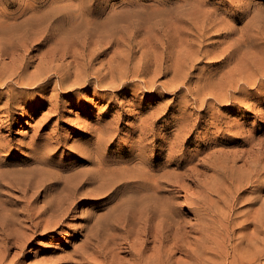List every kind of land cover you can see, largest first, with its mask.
I'll use <instances>...</instances> for the list:
<instances>
[{
  "label": "bare ground",
  "instance_id": "obj_1",
  "mask_svg": "<svg viewBox=\"0 0 264 264\" xmlns=\"http://www.w3.org/2000/svg\"><path fill=\"white\" fill-rule=\"evenodd\" d=\"M209 1L196 0L189 7L180 6L178 3L171 5L173 2L170 0H161L157 2L158 5L155 2V10L149 7L151 12L145 14V16L152 15L151 18L146 19V23L140 21L142 20L141 14L146 12V8L141 6L133 10L130 8L133 11L132 16L140 19L136 25L149 33L146 42L142 44V47H148L147 53L144 55V60L145 52H141L132 69L120 63L116 67L118 70H114L115 63L112 59L116 56L123 57L124 60L116 62H128L131 49L129 43L128 51L117 49L122 47L115 37L118 33L119 25L117 24L122 25L123 20H117L109 15L103 16L107 7L106 3L100 1L88 3L83 0L55 1V3L51 0H0V7H16L12 12H0V264H18L15 259L24 252L25 247L32 240L43 237L47 233H58L57 231L64 226L67 217L76 211L75 201L79 199L76 185L72 187L68 183V186L64 184L60 188L57 187L60 183L56 177L45 178V174L48 173L45 166L48 162L43 160L44 150L33 151L35 146L27 145L30 150L26 151L27 153L24 152L27 156L24 162H21V153L14 155L16 149H14L15 140L12 128L17 123V119L30 110L37 113L46 104L41 98L34 104L20 103V101L36 95H44L49 87H52V94L53 92L58 93L57 90L76 93L79 90L87 91L91 87V89L100 90L98 86L124 92L129 81L136 80L143 84L138 90L143 87L145 90L141 91L136 107H142L146 99L153 97L144 94L146 91L154 93L157 88L171 91L172 100L169 104L160 106L162 107L160 111L149 112L140 119L138 134L137 137L135 136L137 139L129 144L131 154L124 162L115 159L106 166L105 163L103 164L106 160L103 159L106 156L105 153L104 157L101 155L103 158L98 159L100 166L115 175L114 181L118 183V192H131L128 193L129 195H124L125 206L122 205L123 208L120 206L121 208L119 207L116 213L109 212V216L106 212V222L105 224L100 222L102 224L100 228L97 220V223H93L94 225L90 228L87 224L89 229L86 228L85 235H82L84 237L82 243L75 246L77 248H74L71 254H67L65 257L67 260L62 257H46L40 260V264H187V262L180 263L175 258L176 252L181 251L177 241L181 229L174 215L177 203L170 194L173 190H175L174 194L179 192L176 189L180 187L179 182L175 181L177 185L174 180L175 185L169 182L173 174L171 169L164 171L162 175L153 174V169L168 167L165 163L173 161L177 169H183L180 172V181L195 184L200 189L195 198L197 211H200L201 207L208 208L206 205L210 194L216 197L215 206L223 205L222 209H217V213L221 219L223 237L219 249L225 252L216 251L210 256H205L204 250L198 249L188 254L189 259L196 263L188 264L264 263V199H262L261 206L254 212V216L245 214L243 219L237 221L232 212L235 203L240 199V194L248 190L251 194L244 199L251 201V205L263 197L261 193L264 190V131L260 138H254L255 136L249 134L246 136L242 128L243 122L232 124L230 121L231 115L241 112L244 108L253 111L256 119L264 122V38L254 37V39L244 34L242 29H234L232 26V22L245 14L246 8L249 7L247 4L236 0H229V2L216 0L212 4ZM208 5L212 6L211 9H208ZM221 6L230 8V11L221 13ZM126 24L127 28L134 23L130 19ZM233 34L235 35L231 37ZM163 42L169 47L179 48L176 54L172 53L173 60H170V64L166 66H164L167 61L164 53L168 47H161L162 50L157 52L158 46L156 45ZM213 44H216L214 50H208L207 47ZM106 49L114 50L109 62L100 67H94L96 61L98 62L101 56L106 55ZM201 58L215 60L217 63L215 69L213 68L206 74L204 65L201 72L195 65L196 62H203ZM194 70H197L200 76L196 77L195 74V78ZM118 71L119 74H117ZM170 73L171 79L157 83L158 77L167 76ZM193 78L195 82L191 83ZM177 98L181 100L174 104ZM250 100H259V102L256 105L249 103ZM50 104L54 108L50 107L52 111L58 109L56 102L52 101ZM216 107L217 110L211 113L210 110ZM189 108L192 112L188 111ZM51 110L47 114L44 113L41 122L32 126L35 130L47 126L45 121L52 113ZM169 110L178 111L180 118L175 119L172 125L176 126L173 133L171 132L175 136L174 139L170 138L171 140L164 142L165 139L160 137L161 133L152 130V125L162 116L165 117ZM209 111L211 114L206 115ZM230 122L232 125L229 124ZM201 125L206 127H201L197 131ZM224 126L227 131L224 130ZM262 127H260L261 130ZM105 130L108 131L104 128V134ZM221 130L232 136L229 138L225 135L226 139L218 141L214 135L221 134ZM98 131L100 132V129ZM42 134L41 131H35L31 135L32 139H29L33 141ZM148 136L153 138L149 141ZM192 136L199 138L197 145L193 144L194 147L190 151L182 149V146L187 144ZM110 138L112 135L107 142ZM103 140L106 141V138ZM230 141H233L232 148L236 144H240V147L241 145L248 147H243L245 149L241 151L229 150L230 148L226 147L222 149L223 145L220 148L221 144L228 146ZM101 144L99 148L102 147ZM166 144L168 151L161 155L166 161L165 166L162 165L163 163L156 166L147 159L145 162L144 152L146 151L144 150L155 151ZM218 145L220 149H214ZM56 146L53 145L52 148ZM93 146L96 147L94 144ZM79 147L82 149V146ZM43 148L46 147L43 146ZM103 150H106L105 147ZM83 151L79 153L80 156L78 154L82 162L86 158L83 154L85 151ZM200 154L202 157L199 158ZM86 156L92 162L96 160L98 154L97 151L89 150ZM47 158L45 159L49 161ZM134 160H136L135 163H132L131 161ZM192 161L195 163L191 167ZM238 162L241 164L237 165ZM33 163H36L38 167H30ZM51 164L54 165L52 162ZM25 165L26 167H23ZM198 168L214 172V175L209 176V183L204 186H202L200 176L204 178L206 173ZM173 171L178 170L174 168ZM127 173L129 175H126ZM88 175L87 177L90 178L91 175ZM206 178L208 180V177ZM78 182L75 181V183ZM210 184H213V188ZM51 187L53 189L50 193L41 194L42 188L51 189ZM247 193L249 194V191ZM40 199L43 203L38 206ZM117 230H122V235L118 232L113 233ZM128 235L132 236L130 242L125 239ZM117 238L122 242L118 243L117 247H109L110 244L116 243ZM12 250H15L14 255L11 259H7L8 252Z\"/></svg>",
  "mask_w": 264,
  "mask_h": 264
},
{
  "label": "rangeland",
  "instance_id": "obj_2",
  "mask_svg": "<svg viewBox=\"0 0 264 264\" xmlns=\"http://www.w3.org/2000/svg\"><path fill=\"white\" fill-rule=\"evenodd\" d=\"M51 1H52V3H55V1L75 2L76 0H51ZM98 1L107 4L106 10L104 11L103 16L109 15V16L117 19V20H123L121 22L122 25L117 24V25H119L118 26V33L116 34L115 37L119 40V43L122 45V47H119L117 49H119V50L124 49V50L128 51V43H129L130 49H131L130 50L131 57L129 58L128 62H126V61H121L118 63L116 62L118 60H124L123 57L119 58L116 56L115 59H112L113 63H115V65H113L114 70H118L116 67L120 63H121V65H123V66L127 65L130 67V69H132V66L138 61L141 52H145L143 54V59L145 60L144 55L147 53L148 47L147 46L142 47V44H144L146 42L147 35H149V33H146L145 30H142V28L140 29L139 25H136L140 19L136 16H132L133 11H131L130 8L132 10H133V8H135V7L137 8L140 6L146 8L147 10H145L146 11L145 13L143 11H141V13L143 12L141 14L142 15L141 18L143 21L140 20L142 23H146V19L152 17V15L145 16V14L151 12L150 11L151 9H148V8L150 7V8H153V10H155V8H156L155 2L158 5V3L161 2V0H158V1L157 0L156 1L155 0H96V1H94V0H83V2H88V3H90V2H94V3L97 2L98 3ZM170 1L173 2V3H171V5H173L174 3H178L180 6H184V7H189L190 5H192L194 3V1L196 2V0H170ZM214 1H216V0H210L209 3L212 4ZM236 1H241V3L243 2L245 5L247 4V6H249V7L246 8V10L249 11V13L246 11L247 13L245 12V14L243 16L240 15L239 19H237L235 22H232V26L234 27V29L235 28L242 29V32L244 34H247V35L251 36L252 38H254V37L255 38L257 37L258 39L260 37L264 38V0H236ZM227 2H229V0H227ZM235 5H236V3H235ZM255 6H256V8H254ZM211 7H212L211 5H208V9H211ZM15 8H16L15 6H13V7L12 6H3V7H0V12H2V11L3 12H12L15 10ZM220 10H221L220 11L221 13L222 12H228V11H230V8H227L226 6H221ZM143 16H144V18H143ZM127 19L129 21L131 19L134 24L131 25L130 27L126 28V26H128L126 23L129 22ZM228 20H229V18H228ZM233 24H235V25H233ZM234 35L235 34L231 35V37ZM137 43H141V44L138 45ZM156 45L158 46L157 52H160L162 50L161 47H168L165 49V53H164L165 60H167L164 63V66H166L167 64H170V60H173L172 59V53L174 54V52H175V54H176V50L179 48L178 47L173 48L174 46L169 47V45H167L165 42L159 43ZM215 46H216V44L210 45L209 47H207V49L213 51ZM106 50H107L105 52L106 57L104 55L101 56L99 58L98 62L96 61V64L94 65V67H97V66L100 67L104 63L109 62V58L113 55L114 50H112V49H106ZM201 59L203 62L209 61L208 63H203V62L202 63H198V62L195 63L196 67L199 68L201 70V72L203 70L201 68H204L205 66H206V68H204V71L206 74L209 71L213 70L214 67H216L217 63L215 62V60L211 61V60H207V58H201ZM188 62H190V61H188ZM105 65H107V64H105ZM102 72H104V71H102ZM197 72H198L197 70H194V73H193L194 77H195V74H196V77L200 76V75H198ZM117 74H119V71ZM150 75H152V73H150ZM99 77H101V75H99ZM147 77L148 76H146V78ZM195 78H193L191 80V83L195 82L194 81ZM169 79H171V73L167 76L158 77L157 83H161L162 81H166ZM129 82L130 83H128V85L126 86V88L124 90L125 93L121 90H109V89H106L105 87L98 86L99 87L98 89H100V90H96L97 88L91 89L92 88L91 87L87 91L79 90V91H77L78 93L76 92L77 94L74 92L68 93V92H64V91H60V90H57L58 93L53 92V94H52V90H51L52 87L51 88L49 87L48 90L46 91V93L44 95H41L42 97L44 96L43 98L41 96L36 95L32 98H25V99H22L20 101V103H25V104L32 103V104H34L37 101H39L41 98L46 102V104L37 113L30 110L28 113H24L21 117H19L17 119V123H15L13 128H12V132L14 133L13 137H14L15 145H16V146L14 145V147H15L14 149H16L15 150L16 153L14 155L21 153L22 154L21 155V160H22L21 162H24L27 159V156L25 153H27L26 151L29 152V150H30V149L28 150L27 145L35 146L36 149H35V147H33V149H32L33 151H37V150L43 151L44 150L43 151L44 157L47 158V156H48L47 159L49 161H47L45 158L43 160L45 162H48V163H46V166L50 164L47 167L45 166V168H47L46 172H48L47 175L45 174V178L46 177L47 178L56 177V180H58L60 183L57 187H60V188H62L64 186V184H65V186H68V183L70 184L69 186H72V187L76 185L77 195L79 194L78 195L79 199L78 198H76L78 200L75 199L76 200L75 201V203H76V206H75L76 211L75 212L77 214L75 212L71 213L70 214L71 216L69 215L67 217L68 220L67 219L65 220L64 226L61 227L57 231L58 233H52V234L47 233L43 237L32 240V242H30V244H28L25 247L24 252L19 254V256H18L19 258L17 257L15 259L18 261L17 262L18 264H37V263L40 264V260H42L46 257H49V258L62 257L64 260L65 259L67 260V258H65L67 256V254H71L72 251L74 250V248H77L75 246H79L80 245L79 243H82V240H83L82 238H84V237H82V235L83 236L85 235L86 228L92 227L98 221H99V228H100V226H102V224L100 222L105 224L106 219H107L106 217L110 215L109 212L116 213L115 211L119 210L122 207V205H123V207L125 206L123 203V200L125 199V196L129 195L131 192H123V191L118 192L119 191L117 188L118 183L115 182L116 180L114 181L115 175L111 172H107L105 167L100 166V163H99V160L101 159L100 157H102V156L104 157L106 154V156L104 158L102 157L103 159H106V160L108 159L107 161L106 160L103 161V164L105 163L106 166L108 163H111L115 159H117V160L119 159L120 160L119 162H121V160H123V162H124L125 159L131 154L130 153L131 146L129 144H131V142L133 140L137 139L136 135L138 134L137 129H138V126L140 125L139 124L140 119L149 112L152 113V111L153 112L154 111H156V112L160 111L159 109H161L165 104H169L170 100H172V92L171 91L164 90L162 88H157L156 92H154V93L146 91V93H144V94L152 95L153 97H150L149 100L146 99L145 105H143L142 107H139V106L136 107L137 102H139V100H140L141 91H145V90H143L144 89L143 86H142L143 89L140 88L138 90V88L141 85H143V84H141V82L139 80L129 81ZM263 86H264V84H263ZM49 92H51V93H49ZM113 94H114V96H113ZM52 98H54V99H52ZM56 98H57V100H56ZM24 100H25V102H24ZM43 100L41 102H43ZM46 100L48 101V103ZM117 100L119 101V103ZM180 100H181V98H177L175 100L174 104H177ZM52 101H53V103L54 102L57 103L58 109L56 108L57 110H55V111L51 110V109H54L52 106H50L51 105L50 103H52ZM113 101H114V103H113ZM258 102H259V100H250L249 101V103H255L256 105L258 104ZM61 103H63L62 106H61ZM127 103H131L133 105L131 106V104L129 105ZM59 106H61V107H59ZM160 106H162V107H160ZM50 107H51V109H50ZM191 108H192V105H191ZM191 108H189L188 111L192 112ZM214 109L210 110L211 113L215 112L217 110V107ZM50 110L52 111V113L48 115V117H47L48 119L46 118L45 122H46L47 126L44 127L45 129L39 128V129L35 130L32 126H34V124L37 125V123L41 122L42 116L47 114L48 111H50ZM210 111H209V113L207 112L208 114L206 113V115H210L211 114ZM60 116H61V119H60ZM179 118H180V113L178 111L169 110L165 117L162 116L161 118H159L160 121L158 119L154 123V125H152V130L154 132H157V133L160 132L161 133L160 137L165 139L164 142L166 140L169 141L171 139H174L175 136L172 135V133L175 130L176 126H172V125L174 124L175 119L178 120ZM59 120H62V121H59ZM117 120H118V122H117ZM230 121L232 122V124L235 122L236 123L237 122H239V123L243 122L242 128L244 129L246 136L250 135V136H255L254 138H256V137L260 138L262 136V132L264 131V122L262 123L259 120H257L255 117V113L253 111H248V110H245L244 108L241 109V112H238V113L235 112L233 115H231ZM231 122L229 124H231ZM201 127H206V126L201 125L200 127H198L197 131H199ZM260 127H262V130ZM104 128L108 130V131L105 130L106 135L104 134V131H103ZM223 128L225 131H227L225 129L226 126H224ZM99 129H100V132L98 131ZM101 129H102V131H101ZM31 130H32V132H30ZM117 130H118V133H117ZM133 130H134V132H133ZM224 130H221L222 133L218 134V136L214 135L217 137L218 141H219V139L224 140L225 135L229 138L232 136L231 134L228 135V133H226ZM35 131H41L43 134L41 135V137L39 136L35 140L31 141V139H32L31 135ZM132 132H133V134H132ZM98 133H99V136H97ZM113 133H114V135H113ZM95 134H96V136H95ZM169 134H170V136H169ZM247 134H249V135H247ZM104 135L106 137H104ZM108 135H109V137H111V135H112V138H110L109 141L107 142V140L109 138ZM42 136H44L45 139ZM152 136H155V135H152ZM96 137H97V139H96ZM29 138H31V139H29ZM103 138H106V141L103 140ZM151 138H153V137L148 136L147 140L150 141ZM126 139L128 141H126ZM198 139L199 138H197L196 136L190 137L189 142L187 144H184L182 146V149L185 148L186 151H188V150L190 151L194 147L193 144L197 145V143L199 141ZM101 140H103V142ZM147 140H146V143H147ZM94 141H96V142H94ZM33 142L36 145H34ZM39 143L41 145L42 144L43 145L41 146ZM123 143L128 145V146L124 145ZM231 143H233V141H230L229 145L231 147L229 145L227 146V144H221L220 148H222V145H223L222 149H226V148L229 149L230 148L229 150L238 149L239 151H241V150L245 149L243 147H246V148L248 147L247 145H241V147H242V149H241L240 144H236V145L233 144L234 147H236V146L237 147L232 148ZM89 144L92 145V147ZM93 144L96 147H94ZM99 144L102 145V147H101L102 149L98 147ZM49 145H51V146H49ZM53 145H54V147L57 145L56 148H52ZM43 146L46 148H43ZM79 146H82V149ZM103 146L105 147L106 150H103L104 149ZM50 147L52 148V150ZM78 147H79V149H77ZM167 147H168V145L166 144L164 146L158 147L155 151H153V150L151 151L150 149L144 150V151H146V152H144L145 153L144 154V156H145L144 160H145V162H147V160H148V162H151L152 164H155L156 166H158V164L161 165L162 163H163L162 164L163 166L168 165V167H166V166H165V168L162 167L161 168L162 170L158 169V168L153 169V171H154L153 174L162 175L164 173V171H167V170L169 171V169H171V172L173 174L171 175V177H170L171 180H169V182L173 183V180H174L175 184H176V182L177 183L179 182L178 185L180 186L179 188H181V189L176 188L179 191V192H175L176 194H174L175 190L172 189L173 191L170 194L171 196L174 197L173 200L175 201V203H177L175 208H174V215H175V219L178 221V223L180 225V229H181V233L177 239L178 248L181 249V251L176 252L175 258L180 263L187 262V264H188V263H196L194 260L189 259L188 254L190 252H193V251L198 250V249H203L205 252L204 253L205 256H210L211 253H214L216 251L224 253L225 250L219 249L223 237H222V231H221V219L217 213V209H219V208L222 209L223 205L220 204L218 206H215L214 203H215L216 197L214 196V194H210L207 198V205L206 206L208 208L203 209V207H201L200 211H197V205H196L195 198L197 197L200 189L195 184H194L195 185L194 186L191 183L189 184L187 181H183V180L180 181L181 180L180 179V172H182L183 169H180V168L177 169L175 161L172 162L173 164L171 162L168 163L161 157L162 154L167 153L166 152V151H168ZM218 147H219V145L214 147V149H220ZM48 148H50V149L48 150ZM72 149H73V151H72ZM76 149L78 151L80 150L79 153H82L81 152L82 150L85 151V152L83 151L84 152L83 154H84V157H86V158H84L83 162L81 161L80 158H78L79 153ZM98 149H100V151ZM89 150L90 151H92V150L97 151L98 157L96 158L95 161L91 162V160H89V157L86 156V153L89 152ZM104 151H107V152H104ZM156 151H157V153H156ZM98 152H100L101 154H99ZM69 154H71V155H69ZM201 154H200L199 158L202 157ZM79 156H80V154H79ZM146 156H148V157H146ZM87 158H88L89 162H88ZM135 161L136 160L131 161V162L135 163ZM51 162L54 163V165L51 164ZM60 162H62V163H60ZM70 162H72V163H70ZM164 162H166L165 165H164ZM195 162H196V160H195ZM195 162L192 161L191 167ZM92 163H95V164H92ZM34 164H35V166H34ZM86 164H88V165H86ZM240 164L241 163H239V162L237 163V165H240ZM61 165H62V167H60ZM65 165H68V166H66L67 168L65 167ZM89 165H91V166H89ZM76 166H77V169H76ZM23 167H26V165ZM30 167L35 168V167H38V165H36V163H33V164H30ZM88 167H91V168H88ZM48 168H50L51 170ZM62 168H63V170H62ZM72 168H74V169L71 170ZM174 168H175V170H178V171H173ZM68 169L70 170V172H67V171H69ZM84 169L87 171H85ZM91 169H92V171H91ZM163 169H165V170H163ZM201 169H199V170L205 171V173H206L205 176L207 175V173L209 174L206 176V177H208V180L204 176V178H206L205 181H204V178H202L203 176H200L202 186H204L205 184L209 183V181H210L209 176L214 175V172L213 171L212 172L206 171L203 168H201ZM54 171H56V172H54ZM157 171H158V173H157ZM87 172H90V173H87ZM88 174L91 175L90 178L87 177V176H89ZM126 175H129V174L127 173ZM60 176H61V178H60ZM65 176H67V177H65ZM75 177H76V179H75ZM72 178L74 180H72ZM88 179H89V181H88ZM61 180L64 182V183H62L63 185L61 184V182H62ZM93 180H94V182H93ZM75 181H77V182L79 181V182L75 183ZM81 183H83V184H81ZM94 183H95V185H94ZM84 184H85V186H84ZM77 185L80 187H78ZM87 186H88V188H87ZM210 186H211V188H213L212 187L213 184L212 185L210 184ZM114 188L117 191H115ZM42 189L43 190L45 189V191H43ZM42 189L40 188V190H42L41 194L43 193V195H45L46 193L47 194L50 193L52 191L53 187H51V189L50 188H42ZM81 189H82V191H81ZM83 191H84V193H83ZM106 191H107V193H106ZM248 191H249V194L247 193ZM248 191L246 193L244 192V193L240 194V199L235 203V205L233 207V210H232L233 217L237 221H240L241 219H243L245 217V214L254 216V212L257 211V209L261 206V203L263 202L262 199H264V190L261 193V197L262 196L263 197L261 199H259L258 201L254 202L255 204L252 203V205H251V201L244 199V198L250 196L251 192H250V190H248ZM93 192H94V194H93ZM115 192H117V193L115 194ZM118 196H119V198L120 197L121 198L120 199L117 198ZM41 199L38 200V206L42 205V203H43ZM111 199H113V200H111ZM204 200H206V199L204 198ZM81 201H83V203H79ZM77 203H79V204H77ZM113 207H115V208H113ZM216 207H218V208H216ZM106 212H107V216L105 214ZM89 213H90V215H89ZM95 214H97V215L95 216ZM102 216H104V217H102ZM85 217L87 219H84ZM96 220H97V222H96ZM85 224H86V226H85ZM87 224L89 225L88 227H87ZM113 224H115V222H113ZM84 226H85V229H84ZM116 232H118L119 235H122V230H117L115 232L113 231V233H116ZM57 234H59V235L57 236ZM125 239L128 242H130V241H132V236L128 235ZM115 241H116V243L110 244L109 247H115V246L117 247L118 243L122 242V240L118 239V238ZM209 249H211V250H209ZM14 252H15V250L9 251L7 254V259H11L12 256L14 255ZM120 256H123V254H120ZM262 264H264V263H262Z\"/></svg>",
  "mask_w": 264,
  "mask_h": 264
}]
</instances>
